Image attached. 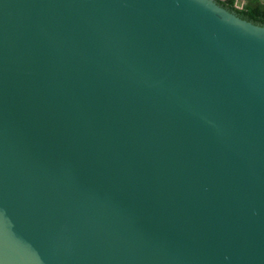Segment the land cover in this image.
Returning a JSON list of instances; mask_svg holds the SVG:
<instances>
[{"label": "water", "instance_id": "obj_1", "mask_svg": "<svg viewBox=\"0 0 264 264\" xmlns=\"http://www.w3.org/2000/svg\"><path fill=\"white\" fill-rule=\"evenodd\" d=\"M217 0H0V264H264V26Z\"/></svg>", "mask_w": 264, "mask_h": 264}, {"label": "trees", "instance_id": "obj_2", "mask_svg": "<svg viewBox=\"0 0 264 264\" xmlns=\"http://www.w3.org/2000/svg\"><path fill=\"white\" fill-rule=\"evenodd\" d=\"M221 4L228 11H235L234 7L226 5L224 2H221ZM236 14L240 19L264 26V0H242V4L236 10Z\"/></svg>", "mask_w": 264, "mask_h": 264}, {"label": "rangeland", "instance_id": "obj_3", "mask_svg": "<svg viewBox=\"0 0 264 264\" xmlns=\"http://www.w3.org/2000/svg\"><path fill=\"white\" fill-rule=\"evenodd\" d=\"M226 5L232 6L236 9L239 8L241 0H224L223 1Z\"/></svg>", "mask_w": 264, "mask_h": 264}, {"label": "built area", "instance_id": "obj_4", "mask_svg": "<svg viewBox=\"0 0 264 264\" xmlns=\"http://www.w3.org/2000/svg\"><path fill=\"white\" fill-rule=\"evenodd\" d=\"M217 1H221V2H223L224 0H217Z\"/></svg>", "mask_w": 264, "mask_h": 264}, {"label": "crops", "instance_id": "obj_5", "mask_svg": "<svg viewBox=\"0 0 264 264\" xmlns=\"http://www.w3.org/2000/svg\"><path fill=\"white\" fill-rule=\"evenodd\" d=\"M241 4H242V0H241V3H240V6H241ZM240 6H239V8H240Z\"/></svg>", "mask_w": 264, "mask_h": 264}]
</instances>
